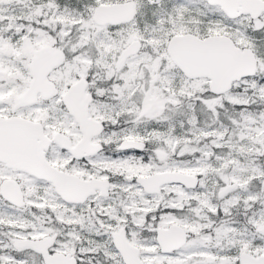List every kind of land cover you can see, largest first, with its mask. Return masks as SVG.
Here are the masks:
<instances>
[{"label": "snow or ice", "instance_id": "snow-or-ice-1", "mask_svg": "<svg viewBox=\"0 0 264 264\" xmlns=\"http://www.w3.org/2000/svg\"><path fill=\"white\" fill-rule=\"evenodd\" d=\"M0 264H264V0H0Z\"/></svg>", "mask_w": 264, "mask_h": 264}]
</instances>
